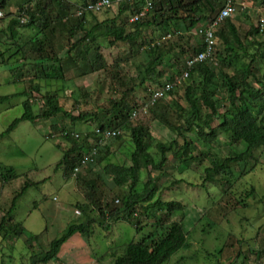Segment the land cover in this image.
Returning a JSON list of instances; mask_svg holds the SVG:
<instances>
[{"label":"rangeland","instance_id":"1","mask_svg":"<svg viewBox=\"0 0 264 264\" xmlns=\"http://www.w3.org/2000/svg\"><path fill=\"white\" fill-rule=\"evenodd\" d=\"M22 1L11 0L12 7L15 10L18 7L17 15ZM64 1L75 3L80 0ZM236 1L247 3L245 9L239 7L238 13L231 18L244 34L257 27L260 19L264 18V0ZM57 6L56 3L55 8ZM117 12L118 9L112 7L97 14H88V17L93 15L103 20L116 16ZM68 16L71 19L79 18L76 5L68 12ZM129 16V13L123 14L121 20L127 21ZM24 18L25 22L29 21V16ZM44 18L42 16L38 23L43 22ZM128 26L133 28L132 24ZM199 26L193 30L180 28L177 33L171 31L172 37L165 40L164 46L168 48V45L179 42L184 47L182 61H185L198 43L200 36L195 30ZM20 31L21 37L19 35L15 39L25 44L29 56L25 61L19 57V49L9 44L14 41L10 38L9 30L5 34L0 32V96H10L0 101V133L23 114V102L27 98L25 94H21L24 90H32V95L37 96L35 112L42 107L47 92L58 90L59 103L73 115L86 112L98 115L93 117L94 120L86 121H74L63 114L51 119H40L35 123L22 121L9 135L0 137V164L14 167L18 174V177L9 181L0 179V211L7 213L14 196L20 192L27 179L37 182L18 198L12 212L14 221L23 226L25 232H10L6 236L4 231L0 232V264H34L35 255L48 249L50 241L60 235L69 223L84 221L88 217L95 221L93 233L90 236L75 233L62 244L58 256L64 264H111L112 251H119L129 242L144 238L154 230L157 218H164L166 211L151 209L147 216L144 210L138 209L141 224L139 230L125 220L116 221L112 218L105 222L108 228L102 226L98 206L105 207L108 202L116 200L129 189L126 185L118 186L114 182L113 175L105 172L106 164H130L133 149L130 129L136 125L149 127L153 136L162 141H169L176 136L180 143L184 141L180 135L182 133L173 131L170 123L173 122L176 126L183 124L178 113L187 108L185 85L177 87L156 106H151L152 109L149 107L147 112L137 117L132 116L135 108H141L148 101L152 89L160 86L172 74L182 73L181 65L175 59L166 57L159 67L163 71L159 81L148 80L143 85L139 84L140 67L150 59L147 51L149 45L146 43L151 39H159L168 31L159 30L156 26L149 27L141 38L142 42L146 40L142 49L139 44L133 47L125 43L112 45L107 39L101 38V52L108 64L105 69L86 72L81 64L69 66L64 77L53 80L51 77H55L59 68L53 64L50 66L49 80L33 79L34 83H38V86L34 85V89L29 88L28 81L31 80H23L21 76L28 73L26 78L31 76L32 73H27L26 70L31 69L30 63H38V60L32 59L39 55L33 49L35 45L32 40L37 44L38 40L45 41L46 36L39 31L37 24L31 28L20 26ZM81 35L82 32H79L76 36ZM257 38H264V34L258 33ZM72 40L75 39H71L67 32L56 30L53 45L59 56L66 52ZM180 50V46L175 47V53ZM259 60L261 76L264 71V56ZM39 62L41 65V59ZM48 70L50 71L49 68ZM191 81L189 79L187 83ZM121 98L129 102L131 107L135 104L136 107L132 109L129 121L122 125L125 128L122 136L107 140L102 145L100 161L82 169L78 176L66 173L63 167L56 168L63 151L70 146L64 132L84 134L92 131L99 121L112 115L106 109ZM215 98L222 111L225 103L222 87H219ZM221 120L218 117L214 125ZM184 132L194 141L193 154L196 158L186 165L174 160L172 154L168 153L169 160L164 169H145L139 183V191H142L144 183L151 177L152 182L157 185L153 200H177L185 205L183 225L188 232V244L164 264H264V146L255 150L248 163H241V168L245 171L243 175L239 165L232 166L235 177L238 178L232 191L223 195L226 192L228 174L217 176L213 183H204L205 168L211 165L212 159H223L243 150L244 145L227 143L222 135L212 144L205 143L194 131ZM151 151L158 160L159 153L155 143ZM251 188L254 192L248 197ZM242 198H246V205L241 202ZM218 204L219 207H216ZM76 210L81 214L78 215ZM181 217L182 213L178 211L171 216V220H180ZM163 222L168 223V218ZM32 236L37 237L29 238ZM50 264L59 263L55 259Z\"/></svg>","mask_w":264,"mask_h":264},{"label":"trees","instance_id":"2","mask_svg":"<svg viewBox=\"0 0 264 264\" xmlns=\"http://www.w3.org/2000/svg\"><path fill=\"white\" fill-rule=\"evenodd\" d=\"M87 1L89 0L67 3L64 0H23L19 3V13L16 14L18 18H13L7 28L10 36L13 39L17 38V28L20 26L31 28L36 24L39 31L46 36L45 41L38 40L37 44L35 40H32L35 45L33 49L39 53L32 59L34 61L38 60V63H30L31 69L26 70L27 73H32L31 76L26 78L29 73L25 74L26 76H21L23 80H31L28 81L29 88L34 89V85L38 86V83L33 82L34 78L49 80L50 66L53 64L59 67L55 77H51L53 80L64 77L69 66H79L81 64L86 72L105 69L108 64L101 52L99 42L101 38L107 39L112 45L125 43L133 47L139 44L142 49L146 40L142 42L141 38L144 31L149 27L156 26L159 30L168 31L163 36L169 33L172 34V32L177 33L180 28L193 30L200 24L212 21L224 4V0H154L151 12L133 23L129 22V17L127 21L121 20V16L139 11L143 5V0L120 4L117 7L116 16L107 17L103 20L93 15L91 18L88 17V14H93L88 12L77 19H71L68 16V12L75 5L78 7L81 4H86ZM56 3L58 6L55 8ZM11 6V0H0V8L3 9L4 14H13V12H9ZM25 16H29V21L23 23L21 18ZM42 16L45 17L44 21L38 23ZM128 23L132 24L133 28L130 29ZM56 30L61 33L67 32L70 34L71 39H75L70 42L66 52L60 56L53 45ZM79 32H82V35L77 37L76 35ZM258 33L263 35L264 31L260 32L259 27H255L244 34L241 33L231 18L225 20L215 30L218 39L215 56L218 65H214L211 60H205L191 68L189 77L184 81L185 84L184 82L182 84L185 85L184 96L187 108L178 113V116L181 120L183 119V124L176 126L173 122L170 123L173 131L178 130L180 131L178 133H182L180 135L183 136V143H180L177 136L169 141H162L153 136L149 127L142 124L136 125L130 129L133 142L130 164L112 162L106 164L105 172L113 175L114 182L118 186L126 185L129 189L119 195L116 200L108 202L105 207L98 206L100 219L103 221L101 222L102 226L108 228L109 226L105 222L112 218L116 221L125 220L139 230L141 224L138 218V209L144 210V214L147 216L151 209L166 211L164 218L159 216L154 224V230L144 238L129 242L125 247H121L119 251L117 249L112 251L113 260L111 264H164L187 246L188 232L183 225L185 205L177 200L164 201L162 198L153 200L157 185L152 182L151 177L144 183L142 191H139L142 172L148 168L158 171L163 170L169 160L168 153L172 154L174 160L186 165L196 158L193 154L194 141L184 131H194L198 138L205 143L212 144L222 135L227 143L244 145V149L239 152L228 155L223 159H212L211 165L205 168L204 183L207 181L213 183L217 176L221 177L223 174H228L226 178L228 187L226 185V192L223 195L229 190L232 191V187H234L238 178V176L235 177L232 166L239 165L241 168V163H248L255 150L261 145L264 146V71L259 76L261 70L259 59L264 56V38H257ZM163 36L155 41L151 39L148 44L146 43V45H149L147 51L150 54V59L148 62L142 63L140 67L138 77L141 85L148 80L159 81V78L163 76V71L159 67L166 57L175 59L181 65L182 72L187 69L186 60L182 61L183 45L176 42L166 48L164 46L165 40H162ZM220 44H222V47H219ZM14 45L19 49L18 53L19 57H22L21 59L24 61L29 59L25 44H21L19 40L15 39ZM179 46L181 50L179 53H175V47ZM203 47L202 38L199 37L191 55L201 51ZM21 53L22 56H20ZM40 59L42 61L41 65ZM44 63L48 66L46 67ZM189 79H192V81L187 83ZM161 85L158 87H161ZM219 87H222L225 92V103L222 106V111L219 108V101L215 98ZM175 90L170 91L168 95ZM21 94L27 96L23 102L24 112L20 117L14 119L4 132L0 133V137L9 135L22 121L35 123L40 119H51L59 114H63L74 121H86L98 115L89 112L73 115L59 103L58 90L47 92L44 95L42 107L38 112H35L34 106L38 99L35 97L37 96L32 95V90L30 92L24 90ZM9 97V95L0 96V101ZM159 101L161 99L157 100L152 107L156 106ZM135 107L136 104L131 107L124 98L114 101L106 109V112L112 115L99 121L97 127L101 129L121 128L124 131L125 128L122 125L129 121L132 109ZM164 114L165 112L162 113V116ZM218 117L222 120L214 125ZM79 133L80 137L77 138L71 134H65L70 146L63 151L62 158L56 165V168H65L66 173L69 174H74V169L79 164L80 159L90 149L92 144L90 138L96 139L93 131L84 134ZM121 136L119 135L116 139ZM153 143H155L156 151L159 153L158 160L151 151ZM102 149L103 147L100 146L94 162H90L84 168L100 161ZM240 170L243 175L245 171L242 168ZM238 172L240 171L238 170ZM74 175L78 176L79 173ZM16 177H18V174L14 167L0 164L1 180L9 181V179ZM35 184L37 182L27 179L20 192L14 196L7 213L2 216L0 232L4 231V236L10 232H25V228L14 221L12 212L16 208L18 198L28 187ZM253 192L254 190L251 188V191L247 194L248 197ZM245 199L242 198L241 202L246 205ZM151 200L153 201L151 202ZM144 202L148 203L144 204ZM219 204L215 206L219 207ZM79 206L84 209L82 204H79ZM178 211L182 213L183 217L180 220H171V216ZM165 218H168L166 224L163 222ZM94 224V219L89 217L85 218L84 221L69 223L60 235L50 241L48 249L35 255L33 263L50 264L51 261L56 259L59 264H64L58 256L62 244L78 232L90 236L94 231Z\"/></svg>","mask_w":264,"mask_h":264},{"label":"built area","instance_id":"3","mask_svg":"<svg viewBox=\"0 0 264 264\" xmlns=\"http://www.w3.org/2000/svg\"><path fill=\"white\" fill-rule=\"evenodd\" d=\"M136 0H89L86 4H81L77 7V15L82 16L85 13H100L112 7H118L123 3H134ZM246 2H237L236 0H224L223 7L217 13L215 18L207 22L206 24H200L195 32L202 38L204 47L201 51L194 53L186 58L187 69L183 70L180 74H175L162 83L161 87L152 89L149 93L148 101L143 104L141 108H135L132 112L133 117H137L141 113L148 111V108L154 105L157 100L162 99L168 95L172 90L182 86L183 82L189 77L190 70L197 63L204 62L205 60H211L214 65H218V60L215 56L218 39L215 34V30L225 22L228 18H232L238 13V8H246ZM154 6V0H143L141 9L135 13L130 14L129 22L133 23L140 20L151 12ZM4 17V11L0 8V19ZM25 18H21V22H25ZM260 32L264 31V18L260 19L258 24ZM172 36L171 33L162 37V40H166ZM95 134V138H90L92 141L90 149L82 156L79 164L74 169V174L79 173L90 162L93 163L98 155L99 147L102 146L107 140L114 139L119 135H122L123 130L121 128H99L95 127L92 130ZM64 134H71L73 136L80 137L79 132L65 131ZM78 215L81 214L79 210H76ZM4 214L0 211V220Z\"/></svg>","mask_w":264,"mask_h":264},{"label":"crops","instance_id":"4","mask_svg":"<svg viewBox=\"0 0 264 264\" xmlns=\"http://www.w3.org/2000/svg\"><path fill=\"white\" fill-rule=\"evenodd\" d=\"M17 9H18V7H17ZM17 9L15 10V9L11 6V7L9 8V12H13V14H12V15H8V14L6 15V14H4V17H5V18L3 17L2 19H0L1 21H3V22H0V31H1V33H4V34H5V32L7 31L8 26L11 24L13 18L16 17ZM17 31H18L17 36H19V35L22 33V32L20 31V27L17 28ZM19 37H21V35H20ZM10 38H11V36H10ZM14 43H15V39H14V41L12 40L11 43H9V44H13V45H14ZM11 46H12V45H11Z\"/></svg>","mask_w":264,"mask_h":264}]
</instances>
